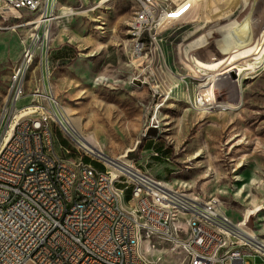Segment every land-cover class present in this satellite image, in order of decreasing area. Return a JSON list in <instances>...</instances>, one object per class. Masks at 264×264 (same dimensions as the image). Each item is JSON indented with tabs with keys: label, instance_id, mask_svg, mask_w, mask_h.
<instances>
[{
	"label": "rangeland",
	"instance_id": "1",
	"mask_svg": "<svg viewBox=\"0 0 264 264\" xmlns=\"http://www.w3.org/2000/svg\"><path fill=\"white\" fill-rule=\"evenodd\" d=\"M161 1L182 12L189 0ZM138 6L43 0L31 12L0 5V122L11 76L26 46L37 44L19 107L56 113L57 150L71 140L63 118L112 159L125 154L193 199L218 200L235 226L246 223L247 236L264 242V0H196L166 24L153 58L132 53ZM94 160L85 162L103 169L105 161ZM118 187L128 200L131 189ZM143 249L153 264L189 261L181 247L157 237L146 238ZM245 261L264 264V257Z\"/></svg>",
	"mask_w": 264,
	"mask_h": 264
},
{
	"label": "built area",
	"instance_id": "2",
	"mask_svg": "<svg viewBox=\"0 0 264 264\" xmlns=\"http://www.w3.org/2000/svg\"><path fill=\"white\" fill-rule=\"evenodd\" d=\"M42 4L0 0L3 7L31 12ZM177 8L139 0L134 57L153 58L152 47L160 49L166 24L181 19H174L181 14ZM31 43L22 56L24 65L11 76L1 113L0 264H153L143 249L150 237L181 247L188 264H249L246 255L264 257V247L239 234L214 209L213 199H193L135 161L131 166L102 162L98 169L94 156L72 137L65 150H57L53 112L45 106L19 107L37 51ZM13 115H20L19 123H12ZM80 168H87L86 180H79ZM119 183L131 189L128 200Z\"/></svg>",
	"mask_w": 264,
	"mask_h": 264
},
{
	"label": "bare ground",
	"instance_id": "3",
	"mask_svg": "<svg viewBox=\"0 0 264 264\" xmlns=\"http://www.w3.org/2000/svg\"><path fill=\"white\" fill-rule=\"evenodd\" d=\"M186 5H190V0L183 6V8H185ZM180 5H178V8H179ZM178 8L176 9V12L178 10ZM180 9V8H179ZM182 9V8H181ZM180 9V11H181ZM179 11V14L181 13ZM183 13V11H182ZM44 18H47V15L44 16ZM182 18V17H181ZM174 19H180V17H174ZM49 20V18L47 19H44L42 20V22H47ZM176 21L172 22L173 24L175 23ZM136 27H137V17L135 16L134 17V21L133 23L131 24V35H132V44L135 46L132 53H133V56H135L136 54V45H137V33L135 32L136 31ZM192 32V31H191ZM191 34V33H190ZM188 36V35H187ZM22 65H24V61L22 63ZM230 75V72L229 74L227 73L226 75H224L225 77L226 76H229ZM230 77V76H229ZM235 80V79H234ZM139 83L140 82H144V81H140V80H137ZM214 94V93H213ZM237 100V99H236ZM200 104H203V103H200ZM217 106H220V107H226L225 105H217ZM27 109V108H26ZM31 109V107H30ZM24 109H22L21 111H23ZM25 113H29V111H26ZM24 113V114H25ZM54 115L56 116V113L54 112ZM63 120V122L61 121ZM59 119V122H60V125L66 129V132L68 133V135L76 140H79L82 144V146L87 149L93 156H96L100 159H102L103 161L107 162L108 164H114L113 162L110 161V158L107 154H105L100 148H98V146H93L91 145L89 142H85V140H83L82 138L79 137V135H77L78 133H75L73 128L70 126V124L65 121L63 118L62 119ZM20 122V115H13L12 116V123H19ZM69 130H68V129ZM71 130V131H70ZM126 155H122L116 159H114V161L120 165H123V166H131V161H126L124 159ZM88 178V171H87V168H80L79 169V180H86ZM164 184V183H163ZM213 207L215 210L217 211H221V208H220V205H219V202L218 200L216 199H213ZM246 223H240L238 225V227L236 226L235 227V230L241 234V235H246L247 234L244 232V230L241 228V226H244ZM248 239L250 241H252L253 243H255L256 245L260 246V247H264V243H261L260 241H258L256 238H254L253 236H248Z\"/></svg>",
	"mask_w": 264,
	"mask_h": 264
},
{
	"label": "trees",
	"instance_id": "4",
	"mask_svg": "<svg viewBox=\"0 0 264 264\" xmlns=\"http://www.w3.org/2000/svg\"><path fill=\"white\" fill-rule=\"evenodd\" d=\"M61 52L59 53V54H57V58L58 57H60L61 56ZM65 140V139H64ZM66 141V140H65ZM146 146H147V148H152L153 146H154V143H153V141H149L147 144H146ZM157 149H160L161 150V148L160 147H158ZM158 155H160V153H158ZM95 162V161H94Z\"/></svg>",
	"mask_w": 264,
	"mask_h": 264
},
{
	"label": "water",
	"instance_id": "5",
	"mask_svg": "<svg viewBox=\"0 0 264 264\" xmlns=\"http://www.w3.org/2000/svg\"><path fill=\"white\" fill-rule=\"evenodd\" d=\"M110 161L113 162V163H116V162L114 161V159H112V158H110Z\"/></svg>",
	"mask_w": 264,
	"mask_h": 264
},
{
	"label": "crops",
	"instance_id": "6",
	"mask_svg": "<svg viewBox=\"0 0 264 264\" xmlns=\"http://www.w3.org/2000/svg\"><path fill=\"white\" fill-rule=\"evenodd\" d=\"M27 264H34L33 262H29V263H27Z\"/></svg>",
	"mask_w": 264,
	"mask_h": 264
}]
</instances>
